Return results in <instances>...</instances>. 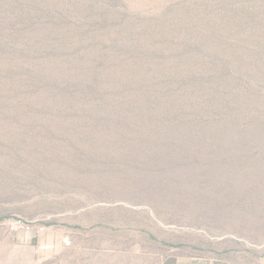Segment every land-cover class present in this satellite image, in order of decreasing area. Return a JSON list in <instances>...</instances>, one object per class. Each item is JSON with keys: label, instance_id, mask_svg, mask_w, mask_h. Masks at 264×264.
I'll use <instances>...</instances> for the list:
<instances>
[{"label": "rangeland", "instance_id": "obj_1", "mask_svg": "<svg viewBox=\"0 0 264 264\" xmlns=\"http://www.w3.org/2000/svg\"><path fill=\"white\" fill-rule=\"evenodd\" d=\"M0 264H264V0H0Z\"/></svg>", "mask_w": 264, "mask_h": 264}]
</instances>
